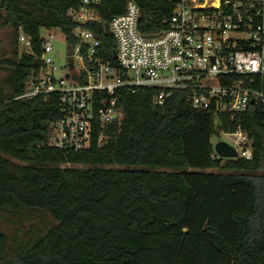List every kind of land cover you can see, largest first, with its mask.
Here are the masks:
<instances>
[{
  "label": "trees",
  "instance_id": "1",
  "mask_svg": "<svg viewBox=\"0 0 264 264\" xmlns=\"http://www.w3.org/2000/svg\"><path fill=\"white\" fill-rule=\"evenodd\" d=\"M138 27L152 33L172 12L166 0H135ZM81 0H0V24L15 30L16 47L0 59L12 69L11 93L0 99V210L27 209L56 223L17 254L19 264H264V113L251 107L215 128L183 90L164 104L154 88L117 92L123 119L83 150L50 146L60 98L20 97L43 67L42 32L59 29L76 44L67 15ZM127 0H101L99 21L86 25L112 64L116 43L105 22ZM20 33L32 40L20 53ZM240 123L253 158L213 159L214 135ZM18 160L17 163L12 160ZM82 164V167L62 166ZM218 169L217 171H206ZM6 235L0 231V264Z\"/></svg>",
  "mask_w": 264,
  "mask_h": 264
},
{
  "label": "built area",
  "instance_id": "2",
  "mask_svg": "<svg viewBox=\"0 0 264 264\" xmlns=\"http://www.w3.org/2000/svg\"><path fill=\"white\" fill-rule=\"evenodd\" d=\"M166 1L172 12L158 31H140L135 0H127L125 11L108 22L116 43L115 64L102 55L96 32L86 27L101 20V0H81L67 12L77 24V42L70 45L67 58L69 64L73 57V72L60 74L52 57L54 29L43 30L44 65L20 97L48 100L59 95L60 116L51 124L50 146L87 149L97 131L102 143L110 125L123 119L117 92L125 87L154 88L157 105L183 90L193 108L212 115L215 128L254 106L264 113V0ZM19 41L24 52H31L29 36L20 33ZM221 136L230 138L226 142L236 149L237 158H253L251 137L240 123ZM215 144L212 158L219 159Z\"/></svg>",
  "mask_w": 264,
  "mask_h": 264
},
{
  "label": "rangeland",
  "instance_id": "3",
  "mask_svg": "<svg viewBox=\"0 0 264 264\" xmlns=\"http://www.w3.org/2000/svg\"><path fill=\"white\" fill-rule=\"evenodd\" d=\"M55 39L53 40L54 51L52 57L60 68V74H66L67 71L74 70L69 67L67 58L71 51L65 35L59 30L54 29ZM18 50L24 52V46L17 41ZM16 47L15 30L12 26H3L0 24V59L11 56ZM62 53V58L59 53ZM76 68L80 66V61L76 59ZM12 69L7 66L0 67V99H6L11 93ZM219 140L230 141L229 137L214 135L212 141L215 144ZM17 163H22L12 158ZM62 166L82 167V164H63ZM218 169H208L206 171H217ZM56 221L47 213L41 211H32L27 209L19 210H0V231L6 235L5 259L15 261L19 251L31 244L37 237L44 233Z\"/></svg>",
  "mask_w": 264,
  "mask_h": 264
},
{
  "label": "water",
  "instance_id": "4",
  "mask_svg": "<svg viewBox=\"0 0 264 264\" xmlns=\"http://www.w3.org/2000/svg\"><path fill=\"white\" fill-rule=\"evenodd\" d=\"M104 28L107 32L109 31V23L108 22H105ZM116 57H117L116 52H114L113 58L115 59ZM69 65L71 67L73 66V57L72 56L69 58ZM215 150L219 154L220 160L234 159V158L238 157V153H237L236 149L224 140H219L218 142H216Z\"/></svg>",
  "mask_w": 264,
  "mask_h": 264
}]
</instances>
